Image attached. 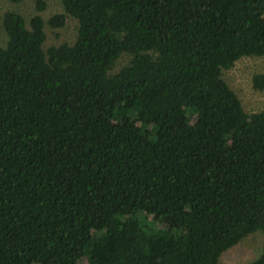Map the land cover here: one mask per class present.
<instances>
[{"label": "trees", "instance_id": "obj_1", "mask_svg": "<svg viewBox=\"0 0 264 264\" xmlns=\"http://www.w3.org/2000/svg\"><path fill=\"white\" fill-rule=\"evenodd\" d=\"M61 5L0 24V264H218L264 235V112L222 78L264 56V0Z\"/></svg>", "mask_w": 264, "mask_h": 264}, {"label": "rangeland", "instance_id": "obj_2", "mask_svg": "<svg viewBox=\"0 0 264 264\" xmlns=\"http://www.w3.org/2000/svg\"><path fill=\"white\" fill-rule=\"evenodd\" d=\"M37 1L44 2L45 9L43 11H37ZM7 11L20 13L27 21L35 14L40 15L46 21L49 17L63 12L61 0H23L17 4L0 0V24L3 14ZM77 31L78 22L73 18H68L64 27L60 29L52 30L46 26L45 48L64 42L72 43ZM6 42L7 35L0 27V48L4 47ZM128 59L129 57L126 55L121 56L115 65V71L125 65ZM255 75H264V56L241 58L231 69L222 71L223 80L238 96L243 109L249 114L264 112V89H254L253 77ZM263 244L264 235L261 232L250 234L224 252L219 258L218 264H250L260 256Z\"/></svg>", "mask_w": 264, "mask_h": 264}]
</instances>
